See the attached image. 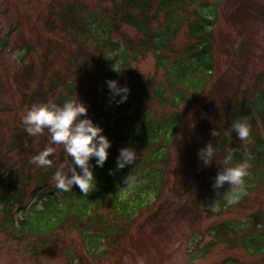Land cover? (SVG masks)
<instances>
[{
	"label": "trees",
	"instance_id": "16d2710c",
	"mask_svg": "<svg viewBox=\"0 0 264 264\" xmlns=\"http://www.w3.org/2000/svg\"><path fill=\"white\" fill-rule=\"evenodd\" d=\"M213 2V6L199 4L191 14L180 16L177 13L185 12L194 1L125 0L121 8L115 11L116 15L111 18L110 25L102 23L104 28H108L105 31L92 28L91 24L89 27L85 24L87 22H81L72 8L65 9L60 17L58 13L53 12L59 18L56 28L70 26L73 32L70 37L78 44L77 48L70 49L69 54L70 62H73L70 65L75 67L74 71L85 70L93 63L96 66L95 72L82 77V82L78 80L80 87L77 82L72 81L66 87L64 95L59 93L61 86L57 84V81H61L48 79L45 89L38 88L36 92L25 96L21 103H26L29 108L34 103L52 102L61 105L66 99L73 98L74 93L82 88L86 91L83 103L92 109L89 118L94 124L102 127V122H109L111 117L118 116L115 130H111L108 125L107 128L104 127L109 134L107 138L115 143L128 142L136 151L137 158L134 165H127L123 169L116 168L117 158L108 168L105 166L108 160L103 168L94 166L95 187L86 195L78 186H73L71 191L65 192L51 183L58 164L52 161V167L39 168L29 162L31 157L45 148L40 144L42 135L46 136L42 143H48L47 131L41 135L29 136L19 120L11 149L7 152L14 153L17 160L11 164V156H0V169H3L0 175V190L9 187L6 195L0 196L1 234L17 241L18 244L25 243L24 250L30 256L36 257L48 252L52 241L57 242L63 238L62 232L68 234L77 231L82 236L80 242L76 243L78 247L72 252H64V255L69 264H83L87 258H100L106 254L117 253L136 217L148 207L149 198L164 199L167 192L174 191V185L170 189L168 187V173L174 163L172 153L175 152L176 139L185 118L192 113L215 73L211 33L216 25V10L221 0ZM247 9L249 5L243 3L238 11ZM161 12L164 13L165 27L154 29L152 25L158 21V14ZM190 16L192 19L188 22L187 37L191 44L169 62L165 51L173 54L171 39L182 22L187 21ZM122 25L133 29L139 38L133 40L122 32ZM49 26L55 27V23H49ZM113 34L120 37V43L112 40ZM83 38L90 40L94 55L84 53L86 51L83 48ZM24 52L25 58L30 53L29 48L24 49ZM147 53L152 54L156 66L164 70L163 80L155 82L145 80L139 75L131 77V74L125 78L122 72L129 68L130 61L136 62L137 58L145 57ZM111 56L122 60L119 73L111 71ZM80 59L82 63L78 64ZM87 76L91 77L88 81ZM107 80L118 81L121 87L127 84L130 94L125 103L117 105L115 101L109 102L111 97L105 83ZM228 91L222 96L219 109L207 117L209 120L201 127L204 142L195 150H191V163L177 167V170L187 174L186 187L179 197L183 199L180 201L183 207L195 204L194 198L200 200L203 205L206 198L214 196L210 180L216 176L219 168L223 167L225 154L238 147L239 142H243V149L248 153L239 161L233 156V164L247 162L248 170L253 173L250 178V172L247 171L245 185H251V179L261 181L260 184L264 183V90L256 89L253 100L249 103H239L236 89ZM116 100H119V97H116ZM238 117H245L250 124V136L245 141L239 140L234 132H230L232 122ZM214 131L217 137L213 136ZM208 143H213L216 157L215 162L205 166L197 153ZM3 145L4 142L0 140V153ZM49 158L52 160L51 156ZM34 169L41 172L37 177L40 180L36 186L41 193L38 203L27 209L24 207V190L20 189V185L25 187L24 177L28 182ZM45 169L48 170L44 172ZM120 171L126 173L127 177L131 175L135 181L133 186L129 187L131 193L124 198H118L115 192L117 182L114 177ZM199 183L204 188L198 185ZM37 204H40V209H37ZM15 207L26 210L27 215L23 219H17L13 213ZM98 209L105 211L107 220L98 215ZM256 219L258 222H254L252 228H262L264 218ZM258 225L261 227H257ZM213 231L219 241L230 242L228 237H237L242 229L224 224ZM238 242L237 246L246 252L261 253L264 250V231H259L256 235H244Z\"/></svg>",
	"mask_w": 264,
	"mask_h": 264
},
{
	"label": "rangeland",
	"instance_id": "374dc122",
	"mask_svg": "<svg viewBox=\"0 0 264 264\" xmlns=\"http://www.w3.org/2000/svg\"><path fill=\"white\" fill-rule=\"evenodd\" d=\"M125 0H0V140L4 142L0 156L10 151L12 139L16 133L18 121L29 106L21 103L24 97L38 88L45 89L50 80H60L59 93L64 95L66 87L71 82H82V77L95 72L96 66L91 63L85 70L76 72L71 66L69 54L72 47L78 44L71 39L73 32L70 26L58 27V16L65 9L72 8L77 12L76 18L92 28L108 30L102 23H110L111 18L120 9ZM164 1V0H161ZM194 3L186 8L185 12L177 15L191 14L199 4L213 6V0H192ZM189 2V0H185ZM246 3L249 9L241 10V4ZM216 25L212 29V42L214 43L215 73L204 95L195 105L191 114L185 118L176 139L175 152L172 153V170L169 169V189L174 185L173 192H167L164 199L149 198V205L139 214L128 230L127 237L121 243V247L115 254H106L100 258H87L83 264H264V250L261 253L246 252L237 245L238 239L244 235H256L264 231L253 229V223L258 222L256 217L264 218V183L251 179L253 182L244 188L233 187L228 182L214 189L215 177L210 180L213 197H208L202 205L195 199V204L182 206L179 199L185 189L187 174L177 170L179 165L186 166L191 163V150L201 146L204 142L201 127L209 120L207 117L216 113L222 102V96L228 91L236 89L239 103H249L253 100V93L259 88L264 90V0H221L216 10ZM182 22L181 27L171 39L172 53L165 51L169 59L178 57L191 43L187 37L188 22ZM164 13L158 14V21L152 26L154 29H163ZM55 23L54 26H49ZM110 25V24H109ZM121 31L133 40L139 35L131 28L122 25ZM84 39L85 54L95 53L90 40ZM112 40L120 43L118 35H112ZM7 45L6 47H3ZM70 48H69V47ZM30 53L25 56L24 49ZM128 57L130 54L127 55ZM24 58V59H23ZM111 71L117 64L119 70L122 60L115 56L110 57ZM82 60H78L81 64ZM28 71V72H27ZM117 73V72H116ZM164 70L156 66V60L152 54L140 56L136 62L130 61L128 69L122 72L125 78L139 75L145 80L159 82L163 80ZM91 78L87 76L88 79ZM80 80V82L78 81ZM63 82V84H62ZM125 83V82H124ZM122 83V84H124ZM79 86V87H80ZM124 86H127L125 84ZM84 89L74 93L83 102ZM229 92V91H228ZM264 92V91H262ZM57 99V97H56ZM113 109V108H111ZM111 111V110H110ZM92 114L88 108L87 117ZM113 114V111H112ZM118 116H113L109 122H102V129L115 130ZM108 131L103 130V135ZM42 135L41 146L49 147ZM112 141V140H110ZM198 143V144H194ZM36 146L38 144H35ZM52 161L60 165L68 157L62 146L53 145ZM131 148L128 142L117 143L108 150V162L105 166L112 165L118 157L121 148ZM237 148V147H236ZM234 156L239 161L248 153L243 149V142L238 143L237 149H232ZM11 156V164L17 160L14 153ZM262 172L264 171V158H262ZM95 163V158L90 161ZM220 169V168H219ZM48 169H45L46 172ZM220 171V170H219ZM250 178L253 177L251 170ZM3 169H0V175ZM43 172V173H44ZM41 175L38 169L32 171L29 181L25 180L24 190L25 208L38 203L41 191L36 186ZM115 192L119 197H127L131 189L125 184L126 173H116ZM258 182V183H257ZM55 185V181H51ZM201 187V183H199ZM18 186V185H17ZM56 186V185H55ZM204 188V187H203ZM37 189V190H36ZM9 187L0 190V196L4 197ZM183 198H185L183 196ZM192 203V201H191ZM40 209V204H37ZM2 206L0 204V217ZM15 212V213H14ZM15 207L13 213L17 219H23L27 214ZM100 217L106 219L104 210L98 209ZM230 224L242 231L237 237L229 236L230 242H221L213 229L221 225ZM252 230V231H250ZM57 242H51L48 252L36 257L30 256L25 250L26 244H18L17 241L0 233V264H69L64 252H72L78 247L82 236L77 231L65 234ZM228 240V241H229ZM238 243V244H237ZM25 249V250H24ZM102 249L100 250V252Z\"/></svg>",
	"mask_w": 264,
	"mask_h": 264
},
{
	"label": "clouds",
	"instance_id": "9594fccd",
	"mask_svg": "<svg viewBox=\"0 0 264 264\" xmlns=\"http://www.w3.org/2000/svg\"><path fill=\"white\" fill-rule=\"evenodd\" d=\"M117 70V64L113 66ZM110 92V103L115 101L117 105L125 103L130 94L127 86L121 87L118 81L107 80L105 82ZM119 97V100H116ZM87 106L78 99L68 98L63 104L52 102L34 103L25 113L21 115V123L24 131L29 136H37L48 133L50 145L62 146L68 159L61 163L55 170L52 179L57 189L71 191L73 186H78L85 195L95 187L94 166L103 168L108 159V150L111 147L109 139L103 135V129L94 124L90 118H86ZM239 140L245 141L250 136V124L245 117L236 118L230 128ZM213 136L217 137L216 131ZM54 152L53 147H45L30 159V163L39 168L52 167L49 158ZM198 158L205 166L215 162L216 149L213 143H208L197 153ZM234 152L229 150L223 157V167H220L214 189L221 188L225 182L233 187L244 188V178L247 175L248 163L239 162L233 164ZM95 158V165L90 161ZM137 153L133 148H121L116 160V168L123 169L127 165H134ZM128 187L133 186L134 178L129 175L125 179Z\"/></svg>",
	"mask_w": 264,
	"mask_h": 264
}]
</instances>
